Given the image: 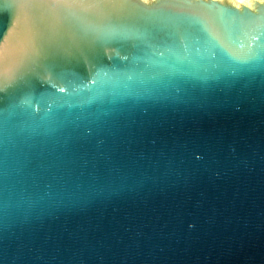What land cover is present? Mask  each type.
Masks as SVG:
<instances>
[{
	"label": "water",
	"instance_id": "water-1",
	"mask_svg": "<svg viewBox=\"0 0 264 264\" xmlns=\"http://www.w3.org/2000/svg\"><path fill=\"white\" fill-rule=\"evenodd\" d=\"M0 84V264H264V0H0Z\"/></svg>",
	"mask_w": 264,
	"mask_h": 264
},
{
	"label": "snow or ice",
	"instance_id": "snow-or-ice-1",
	"mask_svg": "<svg viewBox=\"0 0 264 264\" xmlns=\"http://www.w3.org/2000/svg\"><path fill=\"white\" fill-rule=\"evenodd\" d=\"M122 2L126 3L127 0H122ZM162 2H165V3H187V2H189V0H162ZM243 24H244L243 21L238 22V23L236 24V27H237V28L242 27ZM177 33H179V32H177ZM205 34L208 36V38H209L210 40L215 41V37L212 36L211 33L206 32ZM2 88H3V85L0 84V89H2Z\"/></svg>",
	"mask_w": 264,
	"mask_h": 264
}]
</instances>
